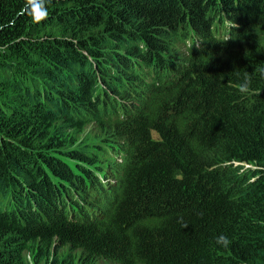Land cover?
Here are the masks:
<instances>
[{
	"label": "trees",
	"instance_id": "1",
	"mask_svg": "<svg viewBox=\"0 0 264 264\" xmlns=\"http://www.w3.org/2000/svg\"><path fill=\"white\" fill-rule=\"evenodd\" d=\"M24 6L0 0V264H264V0Z\"/></svg>",
	"mask_w": 264,
	"mask_h": 264
},
{
	"label": "clouds",
	"instance_id": "2",
	"mask_svg": "<svg viewBox=\"0 0 264 264\" xmlns=\"http://www.w3.org/2000/svg\"><path fill=\"white\" fill-rule=\"evenodd\" d=\"M48 3V0H25V6L21 9L22 13L25 15L30 16L33 23H40L42 20H44L47 16V10L45 5ZM242 92L248 91V85L247 83L241 85ZM184 227H187V225H184ZM217 243L222 244V246H227L228 239L224 236H220L217 238Z\"/></svg>",
	"mask_w": 264,
	"mask_h": 264
}]
</instances>
